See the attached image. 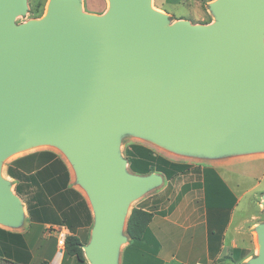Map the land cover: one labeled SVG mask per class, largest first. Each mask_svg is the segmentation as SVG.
Segmentation results:
<instances>
[{"label":"water","instance_id":"obj_1","mask_svg":"<svg viewBox=\"0 0 264 264\" xmlns=\"http://www.w3.org/2000/svg\"><path fill=\"white\" fill-rule=\"evenodd\" d=\"M109 2L97 14L50 0L16 23L27 0H0V224L24 220L3 162L58 147L93 205L92 264H119L129 204L165 178L129 170L123 134L197 156L264 150V0H217L211 24H170L151 0ZM257 231L247 264H264V223Z\"/></svg>","mask_w":264,"mask_h":264},{"label":"crops","instance_id":"obj_2","mask_svg":"<svg viewBox=\"0 0 264 264\" xmlns=\"http://www.w3.org/2000/svg\"><path fill=\"white\" fill-rule=\"evenodd\" d=\"M82 3L86 11L97 14L106 12L109 6L108 0ZM163 11L174 16V21L188 19ZM229 165L220 163L215 168L237 198L223 229L209 220L204 187L201 201L196 202L194 190H188L173 213L154 214L146 238L128 242L130 246L123 251L119 264H247L255 250L239 245L245 240L252 243L253 237L249 226L235 219L245 208L232 190L236 183L221 174ZM3 166L12 190L22 201L24 220L16 227L0 224L4 230L0 231V256L11 264H92L84 246L91 241L94 209L69 161L53 148L32 147L10 155ZM63 229L80 239L83 258L59 245L58 234Z\"/></svg>","mask_w":264,"mask_h":264},{"label":"rangeland","instance_id":"obj_3","mask_svg":"<svg viewBox=\"0 0 264 264\" xmlns=\"http://www.w3.org/2000/svg\"><path fill=\"white\" fill-rule=\"evenodd\" d=\"M215 1L217 0H151V3L158 11L164 12L163 10H168L176 17L185 16L192 23L211 24L216 18L210 9V4ZM49 2L50 0H27V11L25 14L17 15L15 19L16 23H23L31 19L43 17L47 13ZM83 10H85L84 7ZM174 18V16H169L170 24L174 22ZM131 143L144 144L152 148L156 153L163 154L172 160L189 164L190 168L187 169L186 172L178 174L172 180L164 178L162 185L155 187L132 200L129 204V212L135 206L139 207L145 205L152 209L154 214H171L177 206H179V203H183L185 200V193L191 189L194 190L195 202L201 201L200 199L204 186L203 169L206 167L215 169L217 164L220 163L225 165L230 164L227 166L225 172L221 171V174L223 172L227 180L231 179L232 183H236L232 190L240 197V204L245 208L242 214L238 213L235 216V219L237 222L241 220L244 225L246 224L249 226L250 229L248 230L253 237L251 241L252 243L245 240L240 242L239 246L253 247L255 250L248 260L258 254L259 242L257 227L264 223V205L262 203L264 198V150L240 152L216 157L197 156L175 152L159 145L147 137L126 133L121 136L119 141V150L124 157V151ZM36 147H49L58 151L69 161L74 175H76L72 162L61 149L52 145H39ZM2 176L6 177L4 166L2 167ZM128 242L121 245L120 257L122 256L123 251L128 247ZM235 253L237 255L239 249Z\"/></svg>","mask_w":264,"mask_h":264},{"label":"trees","instance_id":"obj_4","mask_svg":"<svg viewBox=\"0 0 264 264\" xmlns=\"http://www.w3.org/2000/svg\"><path fill=\"white\" fill-rule=\"evenodd\" d=\"M124 154L128 161L129 169L140 175L157 172L161 173L165 179L172 180L175 176L186 172L190 168L189 164L172 160L163 154L156 153L152 148L141 143H131L126 147ZM8 172L10 174V169H8ZM203 175V187L206 200L209 202V220L215 225L219 223L223 229L228 222L230 212L235 206L237 198L214 168H204ZM153 217L154 212L151 209L138 206L132 208L126 226V232L130 238L129 244L143 241L146 238ZM0 231L4 232L1 229ZM154 244H157L155 239ZM64 248L71 255L79 258L84 257L82 243L75 235H67ZM0 263L11 264V261L5 260L0 256Z\"/></svg>","mask_w":264,"mask_h":264},{"label":"built area","instance_id":"obj_5","mask_svg":"<svg viewBox=\"0 0 264 264\" xmlns=\"http://www.w3.org/2000/svg\"><path fill=\"white\" fill-rule=\"evenodd\" d=\"M68 233L66 230H61L58 234V243L61 247L65 246V242H66V237H67Z\"/></svg>","mask_w":264,"mask_h":264},{"label":"bare ground","instance_id":"obj_6","mask_svg":"<svg viewBox=\"0 0 264 264\" xmlns=\"http://www.w3.org/2000/svg\"><path fill=\"white\" fill-rule=\"evenodd\" d=\"M109 7H110V2H109Z\"/></svg>","mask_w":264,"mask_h":264}]
</instances>
